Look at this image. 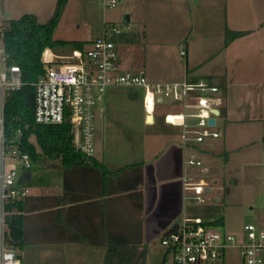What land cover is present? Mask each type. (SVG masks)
<instances>
[{"label": "crops", "instance_id": "0c3cea01", "mask_svg": "<svg viewBox=\"0 0 264 264\" xmlns=\"http://www.w3.org/2000/svg\"><path fill=\"white\" fill-rule=\"evenodd\" d=\"M9 1L2 12L10 10ZM178 1H141L135 13L138 24L124 31L143 32L139 45L145 43L146 48L140 51L139 45L115 44L119 55L116 72L142 69L152 83L210 81L206 83L216 86L220 96L211 130L218 132V138L191 141L183 148L182 126L165 121L166 116L184 114V124L193 137L197 130L193 99L186 109L169 101L146 109L142 88L136 87L140 95L132 91L116 95L113 88L123 86L109 87L95 108V153L90 163L65 173L60 160L44 161L28 172L25 186L30 194L22 201L24 245L18 250L22 264H103L105 241L112 236L144 248L145 264L157 263L160 252L147 244L157 238L160 241L180 218H198L205 224L221 220L223 224L222 218L188 215L187 202L204 203L206 209L214 210L219 199L211 198V193L214 189L218 194L221 181L235 187V177L251 179L264 170V0H199L202 14L213 13L215 21L213 25L207 22L201 33L192 28L184 41L178 39L186 27ZM1 2L5 5V0ZM227 29L248 34L225 46ZM194 38L197 53L191 43ZM152 40L160 44L158 50L150 47ZM181 47L185 62L178 60ZM125 48L130 55L123 53ZM190 158L199 161L200 167L184 164ZM92 162L119 174L105 180ZM136 165H141V184L136 190L141 196L140 209L132 196L135 191L129 190L135 187ZM182 175L207 182L202 202L184 199L191 192L182 190ZM252 224L264 228V222ZM165 254L164 249L160 264Z\"/></svg>", "mask_w": 264, "mask_h": 264}, {"label": "built area", "instance_id": "2783aa9c", "mask_svg": "<svg viewBox=\"0 0 264 264\" xmlns=\"http://www.w3.org/2000/svg\"><path fill=\"white\" fill-rule=\"evenodd\" d=\"M115 0L102 1L103 9L113 8ZM122 29H112L86 46L83 51H73L70 63L56 66L53 58H59L46 50L42 56L43 75L33 84L35 89L34 122L38 125H61L68 121L73 148L86 158L95 153V108L109 87H140L143 90V105L152 109L156 103L169 101L179 103L184 109L193 99L197 108V130L191 133L184 124L185 115L166 116L165 121L182 126V147L189 142L201 143L206 137L218 138L217 131H211L210 119L219 105L216 86L204 81L152 83L145 71L116 72L119 55L110 35L121 33ZM180 57L185 56L180 48ZM61 58V57H60ZM10 56L0 40V264H22L18 249L14 248L8 229V206L23 201L30 190L26 182L18 180L28 173L33 165L28 153L19 150L22 130L7 138L4 128V113L7 97L26 84L20 68L10 64ZM215 121V120H214ZM18 164L19 166H16ZM189 167H200L193 158L186 159ZM18 167V168H17ZM182 190L191 194L185 200L199 203L203 201L208 187L204 179L187 175L179 178ZM211 224V223H210ZM200 219L180 218L160 239L165 249L164 264H214L224 258L227 249H236L242 264H264V228L248 223L243 227L239 239L228 233H219L208 228Z\"/></svg>", "mask_w": 264, "mask_h": 264}, {"label": "trees", "instance_id": "16d2710c", "mask_svg": "<svg viewBox=\"0 0 264 264\" xmlns=\"http://www.w3.org/2000/svg\"><path fill=\"white\" fill-rule=\"evenodd\" d=\"M68 0H56L55 9L49 20L40 24L36 17L24 14L18 19L7 20L0 30V40L10 56V64H16L22 73L26 84L20 90L7 97L4 128L7 138L15 136L17 129L22 130L20 152L28 153L31 161L37 160V149L51 160H60L65 173L73 171L77 166L90 163L91 158L84 157L72 146L69 122L61 125H38L34 122L35 89L33 84L43 75V53L46 50L83 51L91 42L56 40L54 32L62 18ZM247 32L226 30L224 45L247 35ZM144 38L143 32L122 31L110 35L107 39L114 44L139 45ZM262 125H263V155H264V82L262 84ZM35 140V144L32 142ZM93 163V162H92ZM93 169L101 178L113 179L119 172H110L99 163L92 164ZM133 181L135 191L132 194L137 209L141 208V196L137 193L141 184V165L133 167ZM113 188V187H112ZM8 229L13 241V247L20 250L24 245V217L22 214V201L8 206ZM212 225H220L216 220ZM106 254L103 264H145V249L140 250L139 245L128 243L117 237H110L105 241ZM165 256L161 264H164Z\"/></svg>", "mask_w": 264, "mask_h": 264}, {"label": "rangeland", "instance_id": "374dc122", "mask_svg": "<svg viewBox=\"0 0 264 264\" xmlns=\"http://www.w3.org/2000/svg\"><path fill=\"white\" fill-rule=\"evenodd\" d=\"M1 1L2 0H0V30L7 20L18 19L24 14L34 15L40 24H44L52 16L56 4V0H10L8 2L10 10L2 12V10L6 8L7 0L4 2L5 5H2ZM102 1L103 0H69L62 18L54 32V38L56 40L64 41L92 42L102 35L103 29H106L109 33L112 29L127 30L128 28H131V26L135 27V25L138 24V20L136 22L135 13L139 10L138 7L142 0H115V7L107 9H103ZM178 2V6H182L183 12H185L186 24L183 33L178 37V39L182 38L181 41L187 39L186 37L188 34L192 33V28H197V31L201 33L202 30H205L208 27L207 22L212 23L213 25L215 15L211 12L202 14L200 7L197 6L199 0H179ZM126 18H128V22H126ZM194 24L196 26H193ZM171 32L172 30H169L168 35L165 37L167 41L171 36ZM192 35L194 36V34ZM250 39H252V37ZM191 43L193 51L197 53L199 47L198 44H196V38H194ZM151 44L150 47L158 50V45L160 44L153 40L151 41ZM122 46L123 44L121 47ZM145 46V43L143 46L139 45L138 49L142 51ZM128 50L130 49L125 48L122 51L123 53H128L130 55L131 52ZM72 52L73 51L66 49L58 50L57 52L52 51L54 55L58 56L59 54L62 56L61 58H53L54 61L57 62L56 66H65L69 64L71 61L66 57L70 56L75 51ZM150 58L151 56L149 57V60ZM178 60L185 62V57L178 58ZM206 82L210 81L206 80ZM139 88L130 87L129 90V88L123 86L113 89H115L116 95H130L131 91L140 95L141 90ZM98 140L99 143L97 140L96 143L99 146L101 139ZM32 142L35 144L34 139H32ZM44 161L53 160L42 155L37 149V162L33 163L32 170H36ZM16 166L19 165L16 164ZM235 178L238 181V184L235 187L232 186V184L229 185L227 180H224V182L221 181L217 186V189L219 190L218 194L215 193L214 189L212 190L211 198L219 199L218 203H214V210L206 209L204 203L193 204L191 202H187L186 205L188 207L186 210L188 215L201 214L199 217L201 219L211 220L214 218H222V225L210 224L208 228L219 233L231 234L239 241L243 236L244 225L248 223L259 224L264 222V170H258L256 172V177L251 179L243 180V178ZM215 195H217V197ZM147 246L161 254L157 263H155V261H151L150 263L160 264L164 249L160 245L159 239H155L152 243L147 244ZM214 264L242 263L236 249H227L224 258Z\"/></svg>", "mask_w": 264, "mask_h": 264}, {"label": "water", "instance_id": "95a60500", "mask_svg": "<svg viewBox=\"0 0 264 264\" xmlns=\"http://www.w3.org/2000/svg\"><path fill=\"white\" fill-rule=\"evenodd\" d=\"M129 20H128V18H126V22H128ZM216 98H218V99H220V96H216ZM214 115H218V111H215L214 112ZM214 118H212V119H210L209 120V124L210 125H214ZM29 178H30V174L29 173H25L24 175H23V177L22 178H20L19 180H18V183H23V182H29ZM208 192V191H207ZM175 225H176V223H175ZM174 225V226H175Z\"/></svg>", "mask_w": 264, "mask_h": 264}]
</instances>
